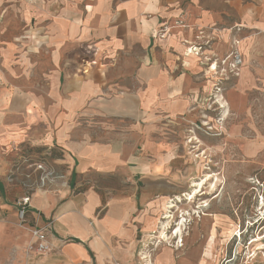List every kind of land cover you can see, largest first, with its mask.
<instances>
[{
    "label": "crops",
    "instance_id": "0c3cea01",
    "mask_svg": "<svg viewBox=\"0 0 264 264\" xmlns=\"http://www.w3.org/2000/svg\"><path fill=\"white\" fill-rule=\"evenodd\" d=\"M20 5L0 0V262L134 264L152 241L148 234L163 204L177 197L176 178L165 175L169 162L150 163L147 154L155 141L163 149L164 127L177 124L181 107L180 97L173 103V93L189 87L180 88L173 75L176 66L167 63L173 61L171 53L150 50L163 18L156 12L160 3L27 0ZM190 6L191 18L199 11ZM196 17L206 22V16ZM252 24L260 51L264 22ZM26 28L40 39L21 35ZM160 107L167 113H157ZM24 146L32 202L20 225L5 177ZM37 162L63 176L61 190L57 183L40 185V171L32 166ZM85 169L91 187L82 191ZM99 169L118 176L122 191L108 195L104 215L90 224L104 200L94 182ZM150 179L167 182V192L151 187ZM49 223L52 252L29 253L24 260L31 229ZM73 229L80 230L78 235ZM67 236L73 239L63 241ZM204 246L200 241L180 264H200ZM5 250L14 251L10 259ZM148 255L154 264L178 263L159 253Z\"/></svg>",
    "mask_w": 264,
    "mask_h": 264
},
{
    "label": "rangeland",
    "instance_id": "374dc122",
    "mask_svg": "<svg viewBox=\"0 0 264 264\" xmlns=\"http://www.w3.org/2000/svg\"><path fill=\"white\" fill-rule=\"evenodd\" d=\"M19 2L20 6H24L27 0ZM158 2L160 9L156 12H160L163 18L160 28L154 33L156 37L150 50H166L171 53L173 61L167 63L176 66L177 71L173 75L178 77L180 88L187 84L189 87L181 92L179 90L177 95L173 93V103L180 97L181 107L175 113L177 124L164 127L163 149H157L155 141L147 156L150 163L168 161L169 167L164 174L178 179L177 191L174 192L181 196L182 202L176 198V201L173 200L178 208L180 206V210L176 208L172 225L175 227L185 219V244L179 251V239H172V246L165 243L158 246L156 239H153L146 252L153 254V257L159 253L164 257L175 258V262L180 264L181 257L187 251L194 250L206 234L205 259L208 264H264V248L256 249L252 244L258 238L264 242L263 26L259 27L263 49L257 51L256 40L252 39L256 38V25L252 23L257 20L264 22V0ZM190 5L199 11L191 15V18L187 14ZM199 15L206 16V22L196 17ZM192 17L193 23L189 21H192ZM33 34L36 40L40 39L36 31L27 32L26 28L21 32L27 38ZM236 56L241 58L239 64L236 63ZM214 64L216 70L212 69ZM157 113L164 114L167 110L160 107ZM17 150L20 153L14 158L16 163L8 170L5 178L18 212L19 200L32 194V190L27 177V149L24 146ZM54 172V181L47 182L46 186L48 184L51 187L57 183L56 188L61 190L64 178ZM84 172L88 177L84 179L82 191L91 187L90 170L85 169ZM217 177L220 181L214 189ZM198 180L206 182L200 192L206 194L197 196L190 203L186 201L185 194L192 190L193 182ZM149 181L151 187L163 193L169 188L164 180L161 183H155L153 179ZM94 182L104 200L93 219L90 218V224L104 215L108 195L122 191L121 179L113 175L110 169H99ZM205 212L210 216L196 223V219H200ZM57 220L61 223L64 218L58 217ZM18 223L23 225L25 222H21L18 217ZM203 224L209 228V234ZM51 225L49 223L44 227L48 236L53 234ZM73 230L75 234L80 231ZM31 232L33 241L22 249L24 260L28 259L29 253L40 254L35 250L33 228ZM72 239L73 236L62 238L67 242ZM196 239L198 241L195 242ZM52 250L53 247L42 254H49ZM13 253V250H8V253L5 250L9 259ZM141 253H138L134 264L146 263ZM0 264L9 263L1 261Z\"/></svg>",
    "mask_w": 264,
    "mask_h": 264
},
{
    "label": "bare ground",
    "instance_id": "6f19581e",
    "mask_svg": "<svg viewBox=\"0 0 264 264\" xmlns=\"http://www.w3.org/2000/svg\"><path fill=\"white\" fill-rule=\"evenodd\" d=\"M105 3V2H104ZM109 6V4H108ZM94 7V6H93ZM126 9V8H125ZM108 10V8H107ZM91 15V13H90ZM107 15V14H106ZM176 15V14H175ZM180 15V14H178ZM93 16V15H92ZM104 19V18H103ZM105 20V19H104ZM107 20V19H106ZM131 25V22L129 24V27ZM186 29V28H185ZM106 30V29H105ZM132 30V29H130ZM128 31V30H127ZM129 32V31H128ZM127 32V33H128ZM130 34V33H129ZM130 36V35H129ZM182 36V35H181ZM131 37V36H130ZM134 38V37H133ZM182 40V39H181ZM191 50V49H190ZM198 51V50H197ZM212 69L216 70V64H214V66L212 67ZM196 140H198V138H196ZM197 142H200V140H198ZM201 152V151H200ZM178 178V177H177ZM195 179V178H194ZM215 179V177H214ZM178 180V179H177ZM200 180V179H199ZM198 180V181H199ZM201 181V180H200ZM196 182L194 181L193 182V188L192 190H190V192H188L185 197L186 201L192 203L194 201V199L199 196V195H203V194H206V193H202L200 194V192H202V189L203 188V185H205L206 182ZM212 181V180H211ZM220 181L219 177L216 178V181H215V184H214V189L215 187L217 186L218 182ZM191 188V187H190ZM171 198V197H170ZM176 200L177 201H181V196L178 195L176 197ZM206 201V200H205ZM182 202V201H181ZM198 204V203H197ZM162 206V205H161ZM176 208H177V211H179L180 209L177 207L176 204H174V201L173 200H170L169 202H165L162 206V213L156 217V222L151 226V229L153 231H151L152 233L148 234V237L149 239L153 240V239H156V242H158V246L160 244H167L168 246H172L171 244V240L172 239H179L178 240V243H177V247L180 251V248L184 247V240H185V235H184V228H183V225H184V220H182V222L180 221L177 225H175V227L172 225V222H173V218H174V212L176 211ZM160 209V208H159ZM200 210V209H199ZM180 216V215H179ZM206 216H210V214H206V212L203 214V216L200 217V219H196V223H198V221H201L203 219H206ZM149 221V220H148ZM151 222V221H149ZM203 228L205 230H207V234H209V228L206 227V224H203ZM150 230V229H148ZM175 230V231H173ZM199 231V230H198ZM197 234H199V232H197ZM204 237V241H205V244H206V234L203 236ZM262 239L261 238H258L256 240H254L252 242V244L256 247V249H263L264 248V242L261 241ZM147 241V240H146ZM154 241V240H153ZM146 244V243H145ZM176 246V244H175ZM203 249V248H202ZM144 250V249H143ZM252 253V252H251ZM142 254V253H141ZM142 259L144 260V262H146L145 264H154V262L150 261L149 260V255L148 253H143L142 255ZM202 258L200 260V264H203L204 263V260H205V256H206V249H205V246H204V250H203V253H202ZM258 256V255H257ZM264 256V255H262ZM198 261V260H197ZM262 262V261H261Z\"/></svg>",
    "mask_w": 264,
    "mask_h": 264
},
{
    "label": "built area",
    "instance_id": "2783aa9c",
    "mask_svg": "<svg viewBox=\"0 0 264 264\" xmlns=\"http://www.w3.org/2000/svg\"><path fill=\"white\" fill-rule=\"evenodd\" d=\"M236 63L239 64L241 62V58L239 56L235 57ZM86 72V70H84ZM37 171H40V185H46L47 182H52L55 179V172L53 169L48 168L45 162H37L32 164ZM63 178V176H61ZM32 202V194H27L23 196L18 202V217L21 222H26L28 208L30 207ZM33 235L36 239V247L35 250L42 254L48 252L51 249V243L48 240V235L44 228L35 227L33 228Z\"/></svg>",
    "mask_w": 264,
    "mask_h": 264
}]
</instances>
